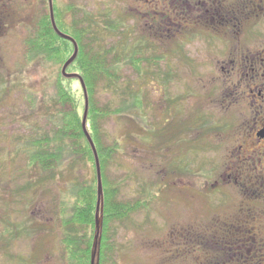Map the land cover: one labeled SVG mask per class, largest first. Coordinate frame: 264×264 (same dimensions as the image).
<instances>
[{
  "label": "rangeland",
  "instance_id": "obj_1",
  "mask_svg": "<svg viewBox=\"0 0 264 264\" xmlns=\"http://www.w3.org/2000/svg\"><path fill=\"white\" fill-rule=\"evenodd\" d=\"M147 1L53 0V7L67 12L62 22L86 17L97 43H121L120 50L131 54L136 45L142 50L145 39L152 44L145 55L161 58L142 66L124 61L115 89L98 86L94 96L100 108L126 111L100 123L104 143H120L107 180L122 186L123 201L147 205L114 229L116 264H238L244 252L215 242V222L251 217L262 236L264 219L260 213L244 215L243 192L228 181L222 184L241 124V111L230 105L227 64L254 45L252 36L264 35V24L239 28L236 21L225 22L213 31L204 21L211 14L190 11L187 16L200 18L202 26L191 31L193 37H175L177 27L166 29L160 22L166 12L150 10ZM48 8L43 0H0V264L65 263L59 213L76 175L64 164L55 179L46 180L28 164L27 147H20L49 131L47 116L62 74L63 67L28 58L25 41ZM110 19H126L127 27L108 34ZM190 26L180 28L185 32ZM152 29L159 30L157 38ZM65 80L80 98L84 117L81 83ZM136 95L141 107L130 110Z\"/></svg>",
  "mask_w": 264,
  "mask_h": 264
},
{
  "label": "trees",
  "instance_id": "obj_2",
  "mask_svg": "<svg viewBox=\"0 0 264 264\" xmlns=\"http://www.w3.org/2000/svg\"><path fill=\"white\" fill-rule=\"evenodd\" d=\"M43 3L48 8V0H43ZM54 9L55 20L60 31L75 39L79 46V55L69 71L79 73L87 85L90 97L88 131L94 140L101 163L104 218L101 251H99L100 264H116L118 246L114 229L123 226L134 213L144 210L147 205L141 202L123 201L121 199L122 186L110 184L107 180L108 170L112 167L113 160L119 153L120 143L106 145L100 123L116 113L122 115L126 111H122V108L119 107L115 110L108 107L100 108L96 104L94 96L98 86L104 90L115 89L122 79L121 71L124 61L131 59L129 63L135 61L139 63V66L140 64L142 66L146 62L153 64L161 58L145 55L144 49L147 51L152 48L151 42L145 39L140 42L142 50L138 49L139 45H136L130 51L131 54H125V51L120 50L122 48L121 43L120 45H101L97 43L99 42L98 39L92 35L90 26L86 25V17L80 21L73 20L70 23H64L62 20H65L64 12L66 11L60 10L58 7H54ZM48 10L49 8L45 15L39 18L36 28L25 41L28 58L30 62L41 60L53 66L63 67L74 55V46L55 33ZM69 12L73 13L74 9ZM208 19L212 20L213 15L206 17L205 21ZM125 20H108L105 23L104 32L108 34L119 33L120 28L127 27ZM199 28L200 26H190L189 29L186 28L187 31L185 32H183L184 29L177 28L174 36L190 35L193 37L191 31L199 30ZM206 28L213 31L217 29L213 26ZM151 31L157 38L159 30L152 29ZM141 70L140 67L138 72ZM55 87L53 112L47 116V129L49 131L37 133L33 139L27 142V146L22 144L20 147L22 146L24 149L27 147L28 164L45 174L46 180L55 179L56 172L64 164H68L70 173L76 175L74 181L69 185L68 193L65 194L61 202L62 208L59 213V224L62 230V259L64 264H91L98 201L95 157L83 131L80 98L71 88L70 81H66L62 74L58 75ZM131 103L135 105L128 108L134 110L135 107H141L142 100L136 95L135 98H132ZM214 226L216 227L215 242L219 246L234 248L240 245L258 244L260 235L253 220L231 221L226 219L219 221L218 219ZM111 229L114 230L112 234H110ZM196 237H198L197 241L202 243L199 235ZM244 256L243 254L240 255L238 264H246L247 258Z\"/></svg>",
  "mask_w": 264,
  "mask_h": 264
},
{
  "label": "flooded vegetation",
  "instance_id": "obj_3",
  "mask_svg": "<svg viewBox=\"0 0 264 264\" xmlns=\"http://www.w3.org/2000/svg\"><path fill=\"white\" fill-rule=\"evenodd\" d=\"M147 5L154 12H166L163 15L166 18L160 21L166 29L180 28L187 23L202 26L200 18L187 16L190 11H200L204 16L212 14V20L204 21L213 27L225 22L232 24L233 21L239 23V28L252 22L255 28L264 24V0H150ZM251 40L254 45L234 56L227 64L230 105L241 111V124L236 135L240 139L238 148L234 151L228 172L222 176V184L228 181L236 190L243 192L240 195L247 207L244 215L260 213L264 219V35L252 36ZM257 204L261 207L257 208ZM237 207L240 212L246 211L244 205ZM244 219L252 220L251 217ZM259 235L256 245L234 247L238 252H244L246 264H264V234Z\"/></svg>",
  "mask_w": 264,
  "mask_h": 264
},
{
  "label": "water",
  "instance_id": "obj_4",
  "mask_svg": "<svg viewBox=\"0 0 264 264\" xmlns=\"http://www.w3.org/2000/svg\"><path fill=\"white\" fill-rule=\"evenodd\" d=\"M49 4V11H50V19L51 24L53 27V30L55 33L62 39L67 40L71 42L74 46V55L65 63V65L62 68V76L65 79L68 80H78L81 83L84 97H85V113L83 117L82 127L84 134L89 142L90 148L93 151L94 157H95V165H96V172H97V181H98V201H97V209H96V228H95V238H94V245H93V251H92V262L91 264H100V252L101 251V242H102V233H103V209H104V190L103 188V181H102V171H101V163L98 155V151L96 149L95 143L88 132L87 128V121H88V114H89V97L87 87L85 84V81L83 78L78 74H70L68 73L69 67L75 62L79 55V46L76 44L77 42L72 37L62 34V32L59 30L56 20H55V14L54 13V7H53V0H48Z\"/></svg>",
  "mask_w": 264,
  "mask_h": 264
}]
</instances>
